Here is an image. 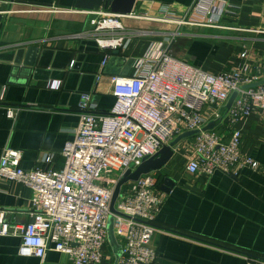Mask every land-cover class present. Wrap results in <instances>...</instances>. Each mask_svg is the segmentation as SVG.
Listing matches in <instances>:
<instances>
[{"label": "crops", "instance_id": "1", "mask_svg": "<svg viewBox=\"0 0 264 264\" xmlns=\"http://www.w3.org/2000/svg\"><path fill=\"white\" fill-rule=\"evenodd\" d=\"M196 1L136 0L130 15H110L121 27L96 30L92 19L103 16L78 10L75 0H0V157L10 146L22 150L25 168L42 167L49 153L53 167H62L81 93L90 92L98 109L109 110L115 101L110 76L132 75L135 61L159 41L170 42L175 57L213 73L248 60L251 76L263 79L264 0H203L206 7L200 9ZM219 4L225 11L213 16L211 6ZM101 9L111 12L96 10ZM120 37L122 45L112 48ZM31 46L37 51L29 64ZM7 107L18 110L15 119L7 116ZM236 127L242 131L240 151L256 160L255 169L243 167L237 176L190 173L193 138H187L156 171L163 203L150 241L158 254L155 264H246L249 256L264 258V110ZM31 197L23 183L0 179V220L28 223ZM20 242L17 234L0 235V264H74L53 249L44 260L22 256ZM108 253L98 264L114 263Z\"/></svg>", "mask_w": 264, "mask_h": 264}, {"label": "built area", "instance_id": "2", "mask_svg": "<svg viewBox=\"0 0 264 264\" xmlns=\"http://www.w3.org/2000/svg\"><path fill=\"white\" fill-rule=\"evenodd\" d=\"M202 3L197 0L194 7L205 8ZM211 11H216L213 16H221L225 8L219 4L211 6ZM87 12L103 16L92 19L96 30L121 27L111 12ZM122 43L123 38H117L111 47ZM242 57H247L246 51ZM107 59L105 56L103 66ZM250 70L251 64L245 60L229 70L205 71L175 57L170 42L159 41L135 61L132 75L110 76L115 101L109 110L98 109L90 92L81 93L78 124L74 137L62 149V167H53V154L49 153L42 167L25 168L22 150L4 147L0 179L28 186L32 205L31 220L24 225L0 220V235L17 234L22 256L44 260L53 249L67 254L74 264L100 263L118 178L187 130L200 129L188 137L193 138L186 165L190 173L210 176L222 171L237 176L243 167L255 169L256 160L240 151L242 131L236 127L240 119L264 110V83L243 87L261 80L251 76ZM235 91L237 96L225 113V104ZM17 112L6 108L9 118L15 119ZM213 120L217 122L213 129L202 130ZM162 203L156 171L122 186L115 208L125 216L114 214V232L121 249L116 264H155L158 254L150 241ZM253 259L246 264H264V260Z\"/></svg>", "mask_w": 264, "mask_h": 264}, {"label": "water", "instance_id": "3", "mask_svg": "<svg viewBox=\"0 0 264 264\" xmlns=\"http://www.w3.org/2000/svg\"><path fill=\"white\" fill-rule=\"evenodd\" d=\"M136 0H75L74 6L78 10H83V11H94L96 9H99L103 7L104 9H110L111 13H117V14H122V15H130V13L133 10V7L135 5ZM107 11V10H104ZM37 48L36 47H29L28 48V55H27V60L26 63L32 64V59L34 57V53H36ZM117 53V51H115ZM261 83H264V78L249 85H244L243 87H254L257 86ZM237 96V92H233L228 101L225 104V113L228 112L230 107L233 104L234 99ZM217 122L216 121H210L208 124H206L202 130H209L213 129L216 126ZM200 129H193V130H187L179 135H177L173 140L169 142V144L164 145L159 152L151 156L149 158L144 159L141 164H139L136 168L132 169L129 168L127 169L121 176L118 178L114 189L112 193V198L110 202V211L111 214L108 217V222H107V240L108 243L111 247V250L114 255V263L116 264L121 256V249H120V244L117 241V238L115 236L114 232V214L118 215H123L121 212H119L115 208V203L116 200L121 192L122 186L130 181L137 180L142 174L149 173L151 171H158L160 170L168 161L169 159L173 156L174 154V147L178 145L182 140L185 138L191 137L199 133ZM166 184H170L168 182V179L165 180ZM236 251V250H235ZM248 256V255H247ZM252 258H256L258 260H264L263 257H253L249 256Z\"/></svg>", "mask_w": 264, "mask_h": 264}, {"label": "rangeland", "instance_id": "4", "mask_svg": "<svg viewBox=\"0 0 264 264\" xmlns=\"http://www.w3.org/2000/svg\"><path fill=\"white\" fill-rule=\"evenodd\" d=\"M127 184H128V182L123 185L124 188L127 186ZM105 252H109L108 254H112L113 255V252H112L111 247H110L108 242H107V245H106V248H105Z\"/></svg>", "mask_w": 264, "mask_h": 264}]
</instances>
